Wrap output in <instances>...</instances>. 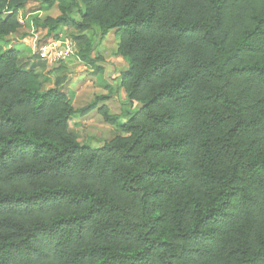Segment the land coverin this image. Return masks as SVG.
<instances>
[{"label": "trees", "instance_id": "1", "mask_svg": "<svg viewBox=\"0 0 264 264\" xmlns=\"http://www.w3.org/2000/svg\"><path fill=\"white\" fill-rule=\"evenodd\" d=\"M26 1L0 0V41ZM41 1L83 62L115 30L136 108L81 144L90 105L0 50V264H264V0Z\"/></svg>", "mask_w": 264, "mask_h": 264}, {"label": "crops", "instance_id": "2", "mask_svg": "<svg viewBox=\"0 0 264 264\" xmlns=\"http://www.w3.org/2000/svg\"><path fill=\"white\" fill-rule=\"evenodd\" d=\"M51 9H54L55 12L53 13V15H48V11ZM56 15H58V10L55 6L51 8H46L41 0H27L24 7L19 11L21 27L16 33L11 34L4 40L0 41L2 49H5L7 47H13L18 51L16 46L18 44H23L26 48H28V50H30L31 55L33 56V38L31 36L32 29H34V31L37 32L38 35H44L63 32L64 29L69 28V26H63L60 30H57V32H49L48 28L44 26L42 22L47 17H55ZM71 16L76 21H79L80 19L79 16L78 18H75L73 13L71 14ZM69 31H74L76 33V31L72 27L69 29ZM63 33H65V31ZM91 34H93V30L83 31L79 35H85L86 37L90 38ZM94 41L95 45L90 54V57L93 59V61L90 63L71 60L62 64L61 66L51 67L41 63L39 60H30V58L28 57L20 56L18 59L20 65L28 68L31 67L30 69L34 70V73L38 76L39 79H45V81L49 83L46 89L55 87L54 77L55 75H59L58 70L64 69L62 75L64 76L65 81L61 84V86H58V88H60L66 93V95L70 99L72 107L75 110H78L79 108L85 106L87 103L92 102L96 96H106L103 101H98L91 111L83 115H72L69 129L77 137L78 141L81 144H86L87 142L92 140L96 143L100 142L101 140L99 138L102 137L100 136L101 133L105 131L111 132L113 127H118V124L124 122L128 117V112H130L124 111L123 113L117 114L120 116L119 121L117 122V124L110 125L102 120L98 112V108L100 106H106L108 112H110L111 114L118 113L114 110L118 108H113V106H111L110 104H117L120 107L128 105L131 111H133L131 107L135 106V104H129L124 90L119 85V75L122 71L127 68L128 64L121 56L117 55L116 53L118 38L115 35V30L108 31V33L104 37ZM7 43L9 44L7 45ZM53 68L56 69L53 70ZM38 72H41V75H39ZM81 73H85V82L83 84H77L78 87L72 90L70 84L77 83L79 81V74ZM60 76L58 77L60 78ZM47 77H53L52 84L50 82V79H48ZM115 83H117L116 92H111L112 87ZM93 120H95L98 128L101 129V132H97V135L94 130H92L93 132L88 134L89 137H84L85 141H83V139L80 138L79 133L76 132L77 129L74 130L71 124L76 123L77 126H79L82 130H87L88 128L94 127L91 124ZM113 137L114 136H111L107 140H110Z\"/></svg>", "mask_w": 264, "mask_h": 264}, {"label": "rangeland", "instance_id": "3", "mask_svg": "<svg viewBox=\"0 0 264 264\" xmlns=\"http://www.w3.org/2000/svg\"><path fill=\"white\" fill-rule=\"evenodd\" d=\"M55 12V10L54 9H51V10H49L48 11V15H53V13ZM73 15L75 16V18H78V16H79V14H78V10H74L73 11ZM69 26V28L68 29H64V31H65V33L64 34H67V35H69V36H73V34H76L74 31H72V32H70L69 31V29L71 28V26L70 25H68ZM72 30V29H71ZM63 31V32H64ZM62 32V33H63ZM77 35V34H76ZM74 37V36H73ZM3 44V43H2ZM9 43H7V45H8ZM16 48L18 49V51H19V57L20 56H23V57H28V58H30V60L32 59H34V60H38L37 59V57L36 56H32L31 55V53H30V50H28V48H26L23 44H18L17 46H16ZM2 49V46H1V42H0V50ZM62 64H64V63H60V64H56V65H52L51 67H53V66H61ZM22 66V65H21ZM47 66H49V65H47ZM47 66H46V68H47ZM22 67H24V68H26V69H29V68H31V67H25V66H22ZM35 69V68H34ZM42 69H44V68H42ZM56 68H53V70H55ZM63 71H64V69H60V70H58V74L59 75H55V83H54V85H55V87H58V86H61V84L62 83H64V81H65V79H64V76L62 75L63 74ZM38 74L39 75H41V72H38ZM61 75V76H60ZM58 76H60V78L58 77ZM42 78V77H41ZM48 79H50V82H51V84L53 83V77L52 78H49V77H47ZM85 80H86V76H85V73H81V74H79V81L77 82V83H71L70 84V87H71V89L73 90L74 88H77L78 87V85L77 84H83L84 82H85ZM40 81H41V83H42V87H43V89H46V87H48V85H49V83H47V81H45V79H40ZM116 86H117V83H115L114 85H113V87H112V91L111 92H116ZM69 96H71V95H69ZM97 97V96H96ZM95 97V98H96ZM95 98L93 99V101L92 102H90V103H87L85 106H83V107H81V108H79L78 110H81V109H83V108H85L86 106H89L90 105V108L87 110V111H85V112H82V113H79L80 115H83V114H85V113H87V112H89V111H91L92 109H93V107H95V104L96 103H94L95 102ZM92 103H94L93 105H91ZM111 106H113V108H118V109H114L115 110V112H118V113H116V114H119V113H123L124 111H126V112H128V111H131L130 110V107L128 106V105H126V106H124V107H120L119 105H112V104H110ZM103 106V105H102ZM116 106V107H115ZM101 107V106H100ZM99 107V108H100ZM98 108V109H99ZM136 108V105L134 106V107H131V109L134 111V109ZM132 112V111H131ZM109 114H111L110 112H109ZM128 115V114H127ZM76 116H78V113H77V115ZM75 116V117H76ZM101 116V115H100ZM96 117V116H95ZM101 118H102V116H101ZM102 120H103V118H102ZM104 121V120H103ZM94 122V123H93ZM106 123V122H105ZM94 127H91V128H88L87 130H82L79 126H77V124L76 123H72L71 124V126L73 127V129L74 130H76V132H78L79 133V135H80V138L81 139H83V141H85V138L84 137H89V133H91V132H93L92 130H94V132L97 134V132H101V129L100 128H98V126H97V124H96V122H95V120H93L92 121V123H91ZM111 125V124H110ZM75 127H77V128H75ZM110 128V127H109ZM120 134H122V132L120 131V129H119V127H116V128H114L113 127V129H112V131L110 132V131H105V132H103V133H101V135L100 136H102L101 138H99L101 141L100 142H95V141H89V142H87L86 144H88L90 147H92V148H96V147H99V146H101L108 138H110L111 136H115V135H120ZM98 135V134H97ZM102 138H104V139H102Z\"/></svg>", "mask_w": 264, "mask_h": 264}, {"label": "built area", "instance_id": "4", "mask_svg": "<svg viewBox=\"0 0 264 264\" xmlns=\"http://www.w3.org/2000/svg\"><path fill=\"white\" fill-rule=\"evenodd\" d=\"M31 36L33 55L41 63L52 66L71 60L81 61L78 56V45L73 37L62 32L38 35L34 29Z\"/></svg>", "mask_w": 264, "mask_h": 264}]
</instances>
